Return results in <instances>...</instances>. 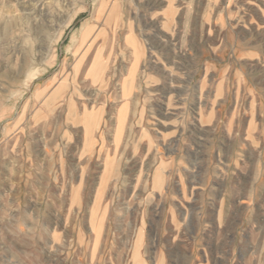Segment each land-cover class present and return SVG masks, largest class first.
Segmentation results:
<instances>
[{
	"label": "rangeland",
	"instance_id": "374dc122",
	"mask_svg": "<svg viewBox=\"0 0 264 264\" xmlns=\"http://www.w3.org/2000/svg\"><path fill=\"white\" fill-rule=\"evenodd\" d=\"M0 264H264V0H0Z\"/></svg>",
	"mask_w": 264,
	"mask_h": 264
},
{
	"label": "bare ground",
	"instance_id": "6f19581e",
	"mask_svg": "<svg viewBox=\"0 0 264 264\" xmlns=\"http://www.w3.org/2000/svg\"><path fill=\"white\" fill-rule=\"evenodd\" d=\"M123 90H124V93L126 94L127 93V90L125 89V87H123ZM109 171V170H108Z\"/></svg>",
	"mask_w": 264,
	"mask_h": 264
}]
</instances>
